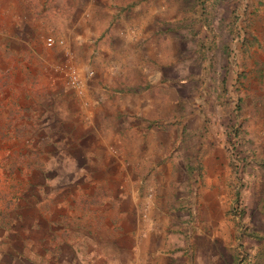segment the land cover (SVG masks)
<instances>
[{"label": "rangeland", "instance_id": "obj_1", "mask_svg": "<svg viewBox=\"0 0 264 264\" xmlns=\"http://www.w3.org/2000/svg\"><path fill=\"white\" fill-rule=\"evenodd\" d=\"M88 1L93 5L83 12L87 29L81 41L74 35L78 25L73 18L78 9L83 10L85 0H0L1 221L6 219L7 213L2 212L10 200L22 196L24 179L36 180L41 160L53 159L46 146L35 144L36 140L44 143L43 128L30 124L42 123L37 114L12 117L6 113L5 84H23V79L26 87H36L44 95L40 101L22 97L19 91L10 97L24 110H39L45 101L56 98L48 88L52 77L63 74L59 65L70 64L78 71L83 68L80 55L90 51L89 56L96 53L105 67L109 59V66L116 67L117 60L137 48L142 60L149 61L142 78L149 85L146 105L150 99L153 111H163L149 124L173 130L175 144L184 148L176 155L187 159V166L169 171H161L154 161L143 166L142 179L156 178L159 183L156 187L151 180L146 195L155 197L156 188L162 186L160 175L184 183L186 179V185L176 187L175 202L183 192L193 199L204 188L205 192L215 189L220 205L192 204L189 208L194 211H186L182 222L187 221L192 231L199 226L207 231L221 227V236L214 242L222 260H260L257 252L264 250V0ZM45 2L55 4L53 11L44 7ZM48 35L57 40L51 46L44 43ZM106 37L115 42L112 51L102 45ZM83 65L88 68L80 73L82 87L95 71V65ZM137 120L126 121L124 127L133 129ZM164 157L161 154L158 162ZM213 178L214 183L202 184ZM31 185L35 194L37 183ZM170 223L181 225L177 216ZM0 253L6 259L5 249Z\"/></svg>", "mask_w": 264, "mask_h": 264}, {"label": "crops", "instance_id": "obj_2", "mask_svg": "<svg viewBox=\"0 0 264 264\" xmlns=\"http://www.w3.org/2000/svg\"><path fill=\"white\" fill-rule=\"evenodd\" d=\"M85 1L73 18L78 25L74 35L81 41L87 29L83 12L93 5ZM44 4L53 11L55 4ZM114 44L106 37L102 45L112 51ZM89 52L78 59L83 67L78 68L79 75L88 68L83 63L95 65L83 87L81 83L74 88L56 74L48 88L56 98L39 110H22L24 116L39 114L57 123L53 136L43 129L44 146L53 159L41 160L37 179H24L22 196L9 199L2 212L7 221H1L0 214V249L6 255L0 264H255L222 260L214 242L221 227L207 231L199 226L192 231L187 221L182 222L186 211H194L192 204L220 205L215 189L204 188L193 199L183 192L175 202L176 187L186 185V179L184 183L160 175L162 186L155 197L146 195L152 179H142L143 166L152 161L161 171L187 166V159L176 155L184 148L175 144L173 130H158L152 124L163 111H153L150 99L146 105L149 85L143 72L149 61L142 60L139 49L128 51L116 67L109 66L110 59L105 67L104 60ZM133 113L138 114L136 125L126 129V121L137 118ZM161 154L165 157L158 162ZM153 180L158 187V179ZM34 181L35 194L30 189ZM174 216L181 225L170 223Z\"/></svg>", "mask_w": 264, "mask_h": 264}, {"label": "trees", "instance_id": "obj_3", "mask_svg": "<svg viewBox=\"0 0 264 264\" xmlns=\"http://www.w3.org/2000/svg\"><path fill=\"white\" fill-rule=\"evenodd\" d=\"M11 80L13 81V79H11ZM25 82H26V80H25ZM25 82L23 81V79H21V83H23V84L14 85L13 82H7V84H5V86H4L5 87L4 90L6 92V97H7L6 99H7V102H9L7 104L6 113L7 114L11 113L12 117H14L15 115H18V114H22V110L24 109V106L20 105L21 103L18 104L19 102H15V100L10 97V96H13V93L15 91H19L21 93L22 97H31V100L40 101L44 98V95L41 91L37 90V88L34 86L26 87ZM33 83L34 82H32V84ZM27 90H31V92H28ZM27 109H29L31 111L32 108L28 107ZM34 110H37V109H34ZM37 118H40V121L42 123H38L36 121H33L30 124L31 125L33 124L35 126V128H37V127L43 128L44 130H46L49 134H51L53 136V134H55L54 131H56L57 123L55 121L44 120L41 118V116L39 114H37ZM21 125L23 127H28L26 122H22ZM29 132H33V128ZM43 136H44V134H43ZM35 144L37 146H40V145H44L45 143H43V140H42V143H40L39 140H36ZM257 254H258L260 260H254L255 264H264V260H262L264 257V250L258 251Z\"/></svg>", "mask_w": 264, "mask_h": 264}, {"label": "built area", "instance_id": "obj_4", "mask_svg": "<svg viewBox=\"0 0 264 264\" xmlns=\"http://www.w3.org/2000/svg\"><path fill=\"white\" fill-rule=\"evenodd\" d=\"M56 41L57 40L50 35L44 38V43L47 46L53 45ZM58 42H61V40H58ZM58 68L63 73L62 75L64 76L65 82L68 85L74 88H77L81 85L82 80L80 78V75L78 74L77 70H75L70 64H61L58 66ZM88 74L90 75L91 72L88 71Z\"/></svg>", "mask_w": 264, "mask_h": 264}]
</instances>
